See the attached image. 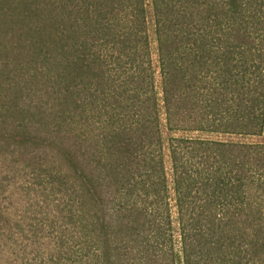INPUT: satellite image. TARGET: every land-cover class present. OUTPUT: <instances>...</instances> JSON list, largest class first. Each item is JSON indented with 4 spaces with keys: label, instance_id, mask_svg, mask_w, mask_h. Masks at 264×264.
I'll list each match as a JSON object with an SVG mask.
<instances>
[{
    "label": "trees",
    "instance_id": "16d2710c",
    "mask_svg": "<svg viewBox=\"0 0 264 264\" xmlns=\"http://www.w3.org/2000/svg\"><path fill=\"white\" fill-rule=\"evenodd\" d=\"M0 264H264V0H0Z\"/></svg>",
    "mask_w": 264,
    "mask_h": 264
}]
</instances>
